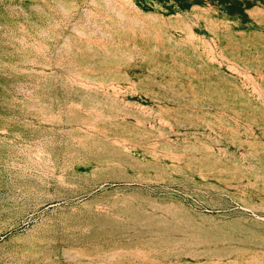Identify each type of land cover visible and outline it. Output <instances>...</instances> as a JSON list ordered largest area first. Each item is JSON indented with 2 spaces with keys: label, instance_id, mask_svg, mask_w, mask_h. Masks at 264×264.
Here are the masks:
<instances>
[{
  "label": "rangeland",
  "instance_id": "rangeland-1",
  "mask_svg": "<svg viewBox=\"0 0 264 264\" xmlns=\"http://www.w3.org/2000/svg\"><path fill=\"white\" fill-rule=\"evenodd\" d=\"M0 264H264V0H0Z\"/></svg>",
  "mask_w": 264,
  "mask_h": 264
}]
</instances>
